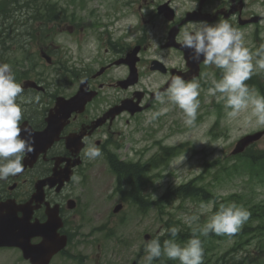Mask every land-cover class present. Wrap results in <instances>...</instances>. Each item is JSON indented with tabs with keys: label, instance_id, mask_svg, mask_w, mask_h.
Returning <instances> with one entry per match:
<instances>
[{
	"label": "rangeland",
	"instance_id": "rangeland-1",
	"mask_svg": "<svg viewBox=\"0 0 264 264\" xmlns=\"http://www.w3.org/2000/svg\"><path fill=\"white\" fill-rule=\"evenodd\" d=\"M150 30L152 34L157 35V38H162L161 21L158 18L155 19V26ZM51 32L54 34L55 30L53 29ZM53 37L54 41L49 42L51 46L61 45L62 37L64 42L68 40L62 35ZM40 45L43 44L34 45L35 52H32L30 47L27 51L20 49L10 51V61H5V63L10 64L11 67L14 66L18 75L23 69H27L29 74L34 72L33 75L43 73V71L49 72L50 66L41 65L43 62L39 58ZM82 53L88 57L92 51L86 49ZM26 56L29 59L26 60ZM52 79L54 78H48L51 83H53ZM262 80L264 81V76H262ZM72 84V81H66L64 90H67L68 93L73 91L74 85ZM207 89L201 87V94L198 98L200 107L197 110L195 124L191 128L184 125L181 110L174 105L167 104L165 106L169 108V111L162 115L154 116L165 106H160L157 111H149L142 117L133 120L129 125L125 120H122L116 128L121 130L122 136L117 133L112 135V140L121 145V148L117 150L118 153L126 160H138L140 157H144L143 160H149L160 149V144L156 143L157 141H162V145L167 146L188 144L187 149L191 146L197 148L198 152L196 153L192 149H185L167 165L151 171L150 174L156 175V177L153 179V183L147 187L146 193L154 199L162 196L166 188L175 187L200 175L206 162L219 158L224 162L226 157H229L237 140L245 132L253 131V128L258 130L264 128V126L252 123L241 129L237 121H229L226 118L223 108L222 128L215 131L220 133L215 137L212 127L217 119V102L214 97L206 95ZM115 147L116 145H113L112 148ZM256 147L264 148V138L257 143ZM181 157H186V159L177 166ZM91 162L94 164L93 171L88 173L87 183L78 189L83 206L75 220V226H80L81 230L68 249L70 253L80 255L81 259L67 255L58 256L53 264H133L134 261H137L136 264H146L144 248L148 241L144 238L145 233L160 232L166 227L167 220L171 221V225L181 229L185 228L183 225H205L208 218L214 214V202H198L193 199H175L167 206L163 214L156 209L141 214L136 206L133 207L129 203H124V209L119 214H114V206L120 201L119 195L114 193L115 175L111 172L102 153L95 161ZM217 173L219 174L218 178L216 177ZM204 182H212V190L221 198L241 192L252 201H264V182L252 181L249 176L243 173L228 177L215 167L205 173ZM74 188L77 186L72 185L71 189ZM99 226L105 227L103 232L96 230V227ZM107 233L111 235L107 237ZM234 243L235 239L233 238L217 240L214 246L211 244L210 255H213V260L224 255ZM142 246L144 253L137 258ZM247 249L248 253L253 252V255H256L259 251L258 240L255 239ZM253 255H250L253 264H263L264 253L260 257ZM205 262H207V257L204 256L203 264ZM8 263L27 264L18 252L0 250V264ZM170 264H180V262L174 260Z\"/></svg>",
	"mask_w": 264,
	"mask_h": 264
},
{
	"label": "clouds",
	"instance_id": "clouds-1",
	"mask_svg": "<svg viewBox=\"0 0 264 264\" xmlns=\"http://www.w3.org/2000/svg\"><path fill=\"white\" fill-rule=\"evenodd\" d=\"M175 39L182 48L189 50L191 60L197 63L202 60L206 66H215L221 70V78L211 81L212 86L207 89L206 95L222 103L229 121H237L241 129L252 123L264 126V95L245 83L257 71H264V43L255 50L248 47L244 33L227 20L215 23L200 21L185 26ZM149 87L156 89L159 84L152 82ZM22 93L23 88L16 81L11 65L0 63V181L23 172L25 155L33 151L32 143L21 135L22 132H28V129H22L20 121L26 111L22 105L38 103L39 97L25 100ZM200 94L201 86L197 80L186 82L183 77L173 75L168 87L163 92H156V100L161 105L171 104L180 109L184 125L191 128L200 107ZM168 111L167 106L162 107L154 116ZM84 154L89 159H95L101 152L91 144ZM185 159L181 157L177 166ZM250 215L247 209L235 202L221 204L208 218L201 233L205 236L209 233L234 235ZM178 232L175 226L162 229L155 239L149 240L144 248L146 264H151L161 255H166L170 260H179L180 264H203L202 241L195 235L183 246L171 239L161 245L160 236L170 233L175 237Z\"/></svg>",
	"mask_w": 264,
	"mask_h": 264
},
{
	"label": "flooded vegetation",
	"instance_id": "flooded-vegetation-1",
	"mask_svg": "<svg viewBox=\"0 0 264 264\" xmlns=\"http://www.w3.org/2000/svg\"><path fill=\"white\" fill-rule=\"evenodd\" d=\"M164 1H166L169 6L172 4L175 5L176 9L181 6L180 0H178V2L177 0ZM232 1L233 0H225L226 7L236 6L237 2H239V0H237L233 4ZM89 2L91 1L89 0ZM75 4L78 5L76 11L74 12L73 10L76 7ZM84 4L85 0H58L56 5H50V0H0V57L4 60H9V56L11 55V52L9 53V51L17 49L28 50V46L31 51L34 52L33 48L35 44H43L40 47V51H50L51 45L48 43L50 41H54L53 34L50 30L62 29V31L66 32L67 30L69 33L73 34L77 29H81L82 26H92L94 23L92 21V14L88 13L85 15L83 13L85 9ZM187 6L189 11L212 14L203 20L185 22V24L181 26V29L200 21L215 23L218 18H220L218 16H214L216 9L213 8V5L208 2V0H187ZM241 15L244 18L252 17V13L250 12H246L245 16L242 12ZM223 18L225 19L224 16ZM106 22L107 21L103 20L98 22L96 21L95 27L97 29L100 28L105 30L107 28L105 26ZM108 28H111L110 24ZM65 32H62L61 34L65 35ZM137 43L139 44V42ZM105 49L107 52L105 57L107 60L106 65L109 67L107 72L115 67V70L123 68V72L127 74L128 67L126 65L119 64L115 66V63L124 58L132 47L127 43H123L121 45L112 44V49ZM176 52L179 53L178 51ZM64 53V51H61V58L64 57ZM175 55V57L179 58L180 61L178 62L179 65L176 64L174 67L183 71L189 70L183 53ZM25 59H29L28 56H26ZM139 65L140 64L138 63V66ZM203 67L204 63L201 64V72ZM12 70L17 79L16 81L23 88V98L27 100L30 97H39L38 103L33 102L22 105L26 111H24L20 121L21 125L27 123L30 128L36 131H42L48 126V117L53 111V107L55 106L56 100L59 96L63 95L69 97L78 90L77 89L72 94H67L64 90L65 81L62 74H59L60 78L58 79L56 86H45V83L38 78H28L27 76L32 75L33 72L29 74L27 73V69H23L19 75L17 74L14 66L12 67ZM27 78L34 79L38 83L43 84L44 88L42 90H38L36 88L26 87L24 83ZM84 80L87 81L90 90H98L101 95L102 84L97 75L94 73H88V75H86L83 79L78 76V85L80 86V83ZM111 85L117 87V84L115 85L111 83ZM134 88H137V86ZM126 92L127 91L124 93ZM143 92L145 93L143 99L148 102L150 99L148 100V97L146 96L147 91L143 90ZM134 94V92L130 93L124 98L133 97ZM119 101H121V99ZM93 102L88 104L87 109L84 112L73 113L68 124H66L62 129L60 138L48 148L46 153H41L39 155L37 162L32 167L25 166L23 160V172L16 176H10L7 180L0 181V205L3 206L0 211L3 216L6 218L14 217L27 222L30 210L33 209L31 222L33 223L35 220L45 222L47 220L46 202L48 201L52 204L51 206L56 204L59 205V213L65 223V228L61 229V233H65V230H68L69 233L72 232L69 224H71L72 220L76 218V215L72 214L75 212L69 209L68 202L69 200L74 199L73 194L66 196L65 191L58 193L55 188L52 189L47 185L45 187V199L47 201L45 200V202L39 204L34 201L30 205L31 209H29L30 207H26L25 209V204H28L29 201L32 200L36 190V183L39 180L48 178L54 171H60L67 165L73 164L77 156L82 158L86 167L87 156H85L84 153L88 145L94 144L97 146L99 144V135H101V133L106 129H108V131L111 130L116 121H114V123L108 121L104 126L96 129H93L92 125L95 123L96 119L103 116L113 105H115L116 102L107 105L100 113L99 108L95 110L94 108H89ZM124 115L128 114L125 113ZM122 116L123 115L116 120L120 119ZM127 121L129 122V120ZM68 137L69 140L67 139ZM70 139H73V142H71ZM82 146L83 148L81 149ZM75 171L78 172V169H75ZM0 249H13L22 253L19 248L2 247Z\"/></svg>",
	"mask_w": 264,
	"mask_h": 264
},
{
	"label": "trees",
	"instance_id": "trees-1",
	"mask_svg": "<svg viewBox=\"0 0 264 264\" xmlns=\"http://www.w3.org/2000/svg\"><path fill=\"white\" fill-rule=\"evenodd\" d=\"M254 149H250L248 153V161L245 163V169L250 170L251 172L255 173H262L264 172V151H253ZM113 168L116 171H119L117 168V165L111 161ZM121 169L125 174H127L128 178L127 181L131 183L132 189L129 191L130 198L134 202H138L143 205V207L148 208L150 207V203L146 202L142 196V182L138 179L137 173H139V168L137 165H131V164H120ZM120 172V171H119ZM119 174H123L122 172ZM174 194L180 197H203L205 200H210L211 198H216L215 195L207 189L205 186H199L195 184L194 182H190L188 184H184L179 186L177 189L174 190ZM243 197L239 194H232L227 199H224V201L218 202L216 201L215 205V212L219 209L221 204H228L231 202H235L237 205L239 202H241ZM163 200V199H162ZM157 205L160 206V202H157ZM250 212V217L248 221H246L238 230L237 233L231 236H238L237 239L238 244L235 246L232 250L234 251H242L244 249V245H248L251 243L252 240L258 238V240L261 242V251L264 252V202H258L253 203L247 207H245ZM197 232L189 231L188 229L183 230L181 234H183V239L186 238L187 235H191L192 232L196 233L195 236L199 238L202 241V244H206L213 240V238H217L219 235H216L215 233H209L207 236L202 235L201 229H195ZM227 237H230L229 235H224ZM178 238V234L175 237H172L170 233L165 234V240H174L176 242ZM209 247L207 245L206 248V255L209 258ZM230 251H227L223 256H220L215 262H208L205 264H252L248 261V255L242 254L239 256V259H234L232 262L229 260ZM161 257V256H160ZM157 258L156 260L160 259ZM264 264V263H263Z\"/></svg>",
	"mask_w": 264,
	"mask_h": 264
},
{
	"label": "water",
	"instance_id": "water-1",
	"mask_svg": "<svg viewBox=\"0 0 264 264\" xmlns=\"http://www.w3.org/2000/svg\"><path fill=\"white\" fill-rule=\"evenodd\" d=\"M80 98H73L71 100H65L66 102H58L59 109L63 114H58V120L61 123L64 119H68L69 115L71 114V111L77 110V104L79 103L78 100ZM69 109V110H68ZM136 111V110H135ZM133 111V112H135ZM54 120H56V117L53 118V121L51 123H54ZM264 132H258L253 135H249L242 139L237 146V149L235 152L242 151L244 147H246L251 142H254L256 140H259L263 136ZM43 140H47V138H43ZM52 137H50V142H52ZM38 231L43 234L44 241L37 245H31L29 243V239L23 236H9V235H0V241H8V244H16L18 246H22L23 249H25V255L27 257H30L32 261L35 264H48L52 255L59 250V248H54L53 241L56 240V237H54L55 228L51 229L47 225L39 226ZM61 241V246H63L66 242L65 237H63Z\"/></svg>",
	"mask_w": 264,
	"mask_h": 264
}]
</instances>
